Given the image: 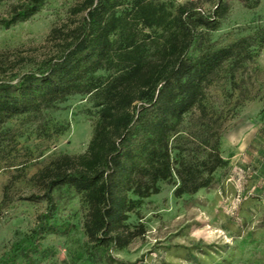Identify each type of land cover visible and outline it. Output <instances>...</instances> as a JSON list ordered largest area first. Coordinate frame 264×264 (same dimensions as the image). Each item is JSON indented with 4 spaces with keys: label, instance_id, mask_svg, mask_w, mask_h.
I'll return each instance as SVG.
<instances>
[{
    "label": "rangeland",
    "instance_id": "rangeland-1",
    "mask_svg": "<svg viewBox=\"0 0 264 264\" xmlns=\"http://www.w3.org/2000/svg\"><path fill=\"white\" fill-rule=\"evenodd\" d=\"M21 1L0 0V18ZM85 1L46 0L29 20L0 28V79L16 80L58 57L86 13ZM133 1L121 0L117 14ZM146 1L166 2L175 14L187 2L210 12L219 0ZM221 5L225 13L220 28L198 29L217 46L245 39L237 48L241 54L218 69L172 146L178 157L200 162L218 145L230 163L214 172L219 183L194 194L178 197L175 184L163 182L160 193L131 213L128 224L142 229L116 255L133 264H264V0H221ZM139 29L140 35L152 31L141 25ZM98 111L94 98L75 94L2 124L0 257L35 227L46 209L47 180L41 173L63 156L87 152ZM53 195L59 220L72 228L66 236L45 237L38 264H86L89 206L82 193L68 186ZM82 253L85 256L79 258Z\"/></svg>",
    "mask_w": 264,
    "mask_h": 264
},
{
    "label": "trees",
    "instance_id": "trees-1",
    "mask_svg": "<svg viewBox=\"0 0 264 264\" xmlns=\"http://www.w3.org/2000/svg\"><path fill=\"white\" fill-rule=\"evenodd\" d=\"M45 3L22 0L0 18V28L29 20ZM120 3L86 0V13L58 57L16 80L0 79V127L75 94L94 98L99 107L87 152L63 156L41 173L47 180L46 209L35 227L2 254L0 264H38L47 235L70 233L72 225L59 220L53 195L62 186L82 193L89 206L85 263L133 264L116 255L142 229L128 224L131 213L160 193L163 182L174 183L178 197L194 194L219 183L214 172L230 163L218 145L200 162L178 157L172 146L218 69L241 54L237 48L245 39L217 46L205 32L220 28L225 13L221 0L210 12L187 2L175 14L166 2L146 0H134L117 14ZM139 25L152 31L140 35Z\"/></svg>",
    "mask_w": 264,
    "mask_h": 264
}]
</instances>
